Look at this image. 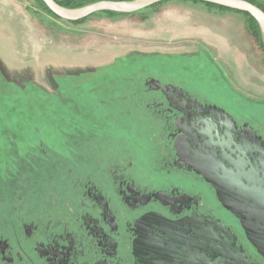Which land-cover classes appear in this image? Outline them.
Instances as JSON below:
<instances>
[{
    "label": "flooded vegetation",
    "instance_id": "flooded-vegetation-1",
    "mask_svg": "<svg viewBox=\"0 0 264 264\" xmlns=\"http://www.w3.org/2000/svg\"><path fill=\"white\" fill-rule=\"evenodd\" d=\"M151 78L189 97L146 85ZM129 99L143 112L131 130L120 133L108 118L73 121L51 177L37 188L10 183L17 191L0 199V264H230L215 257L217 229L251 264H264L240 218L191 164L203 119L238 140L253 129L262 149L264 133L202 93L154 76ZM211 106L230 114L235 127L222 126Z\"/></svg>",
    "mask_w": 264,
    "mask_h": 264
},
{
    "label": "rangeland",
    "instance_id": "rangeland-1",
    "mask_svg": "<svg viewBox=\"0 0 264 264\" xmlns=\"http://www.w3.org/2000/svg\"><path fill=\"white\" fill-rule=\"evenodd\" d=\"M14 2L23 22L11 14L12 27L0 25V199L17 191L10 183L37 188L51 177L73 121L131 130L143 112L129 96L148 76L202 93L264 133V51L242 13L171 0L72 22Z\"/></svg>",
    "mask_w": 264,
    "mask_h": 264
},
{
    "label": "water",
    "instance_id": "water-1",
    "mask_svg": "<svg viewBox=\"0 0 264 264\" xmlns=\"http://www.w3.org/2000/svg\"><path fill=\"white\" fill-rule=\"evenodd\" d=\"M42 1L60 18L75 21L98 11L131 13L164 0H97L74 8L65 7L56 0ZM203 1L251 14L259 25L264 42V11L260 7L248 0ZM146 85L161 89L163 92H166L167 88H174L185 97H189L177 86L163 84L154 78L149 79ZM190 102L195 103L194 99H190ZM171 105L181 109L173 102ZM207 110L220 121L222 126L235 127L232 116L223 109L211 106ZM200 122L198 133L201 142L198 152H195V163L191 164L214 185L222 204L240 218L248 239L264 257V149L259 147L258 142L256 144L260 136L253 129L244 128V131L238 134L241 136V140H238L227 130L223 135H219L218 125L211 117ZM256 152H259V155L256 156ZM179 154L181 155L180 152ZM251 226L254 228L252 229ZM212 235L217 243L215 257L220 263L235 264L241 261L251 264L245 254L240 252L241 249H231L232 242H228L218 229ZM220 246L223 248H219Z\"/></svg>",
    "mask_w": 264,
    "mask_h": 264
},
{
    "label": "trees",
    "instance_id": "trees-1",
    "mask_svg": "<svg viewBox=\"0 0 264 264\" xmlns=\"http://www.w3.org/2000/svg\"><path fill=\"white\" fill-rule=\"evenodd\" d=\"M36 5L41 9L43 10L44 12H46L47 14L51 15L52 17L54 18H58V19H62L60 18L59 16H57L56 14H54L46 5L45 3L42 1V0H34ZM59 4L65 6V7H70V8H74V7H80V6H83V5H86L88 3H91V2H94V1H97V0H56ZM168 1H171V0H164V1H161V2H158L156 4H153L151 6H148V7H154V6H159L165 2H168ZM184 2H189V3H192V4H200L208 9H212V8H218L220 10H232V11H237V12H240L244 15L245 17V22H246V26L248 28V30L250 31V33L252 34V36L255 38V40L259 43L260 47L263 49L264 51V43H263V38H262V34H261V31H260V28H259V25L256 21V19L251 15L249 14L248 12H245V11H241V10H238V9H232V8H229V7H226V6H223V5H219V4H216V3H212V2H207V1H203V0H182ZM250 2H252L253 4L257 5L258 7H260L263 11H264V4L262 3H259L257 2L256 0H248ZM147 8V7H146ZM99 12H105V13H109L111 15H123V14H128V13H120V12H115V11H108V10H105V11H99ZM135 12H139L138 11H135ZM88 17V16H86ZM86 17L82 18V19H79V20H75V21H80V20H83L85 19ZM64 20V19H63ZM74 21V22H75ZM73 22V21H72Z\"/></svg>",
    "mask_w": 264,
    "mask_h": 264
},
{
    "label": "crops",
    "instance_id": "crops-1",
    "mask_svg": "<svg viewBox=\"0 0 264 264\" xmlns=\"http://www.w3.org/2000/svg\"><path fill=\"white\" fill-rule=\"evenodd\" d=\"M15 0H0V25L6 23L7 27L11 28L13 25L12 20L10 17L12 15L19 16L21 21L23 22V11L18 9ZM7 16V19L5 18ZM3 18H5L3 21ZM17 24V23H15Z\"/></svg>",
    "mask_w": 264,
    "mask_h": 264
}]
</instances>
